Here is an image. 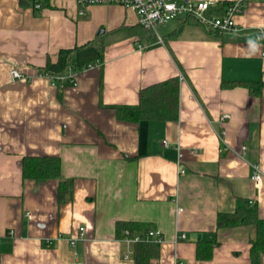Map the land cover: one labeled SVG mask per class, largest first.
I'll return each mask as SVG.
<instances>
[{
  "label": "crops",
  "instance_id": "0c3cea01",
  "mask_svg": "<svg viewBox=\"0 0 264 264\" xmlns=\"http://www.w3.org/2000/svg\"><path fill=\"white\" fill-rule=\"evenodd\" d=\"M44 1L0 0V264H134L121 221L162 233L150 264H251L256 227H218L217 216L249 203L264 219V0H212L213 17L243 6L225 33L187 16L146 30L131 7L80 15L77 0ZM76 46L62 80L41 73ZM171 78L176 120L118 119L113 106ZM36 155L61 159L64 201L59 179L23 178ZM201 241L217 242L209 260Z\"/></svg>",
  "mask_w": 264,
  "mask_h": 264
},
{
  "label": "trees",
  "instance_id": "16d2710c",
  "mask_svg": "<svg viewBox=\"0 0 264 264\" xmlns=\"http://www.w3.org/2000/svg\"><path fill=\"white\" fill-rule=\"evenodd\" d=\"M35 1V0H32ZM42 8L46 7L44 0H39ZM81 47L76 46L61 49L56 61L47 60L41 68L44 75L58 77L64 75L68 68L75 66V54ZM254 85V87H253ZM251 91L255 88L260 93V85L252 84ZM179 79L171 78L164 82L143 88L140 92V102L133 106H113L119 120L129 123H138L143 120H176L178 117ZM24 179H33L44 182L49 179H59V199L64 201L71 193V181L61 179V159L56 156H25L22 162ZM236 224L254 225L256 238L251 240V264H260V255L264 252V219L259 217L257 208L244 203L234 212L219 213L217 226L227 227ZM128 229L131 236L136 233H144L143 224L133 221H121L117 223V237L122 238L123 232ZM215 241H201L197 244V258L209 260L213 256ZM160 244L148 240L134 244V264H150L152 258L159 255Z\"/></svg>",
  "mask_w": 264,
  "mask_h": 264
},
{
  "label": "built area",
  "instance_id": "2783aa9c",
  "mask_svg": "<svg viewBox=\"0 0 264 264\" xmlns=\"http://www.w3.org/2000/svg\"><path fill=\"white\" fill-rule=\"evenodd\" d=\"M32 1V0H31ZM33 8L41 10L42 6L39 0L32 1ZM77 3L81 6L79 14H84V7L95 4H118L126 7H131L136 12L138 18V24L146 30H155L158 25L165 24L174 19H180L183 17H192L198 22L202 23L208 28L220 31L231 32L236 29L235 15L242 11V4L240 2L229 5L226 12L220 17H213L208 15V11L214 5L212 0L192 1L185 0L182 2H176L175 0H77ZM160 39V38H159ZM159 41H162L161 39ZM264 54V52H263ZM11 75L15 79H24L21 71L14 67L11 69ZM53 80H62L63 76L52 77ZM226 117V116H224ZM255 173L252 179L258 182L261 179V173L257 166H253ZM184 173V170L181 171ZM81 232L84 228L80 229ZM82 234V233H81ZM124 236L120 239L124 240L128 244H136L138 242L152 240L157 243L163 241L162 233L159 230H148L144 233H136L131 236L128 229L123 232ZM181 239L185 238V234L180 235ZM72 245L76 244V238H70ZM133 251L129 250L126 258H130ZM76 256H78L76 254Z\"/></svg>",
  "mask_w": 264,
  "mask_h": 264
},
{
  "label": "rangeland",
  "instance_id": "374dc122",
  "mask_svg": "<svg viewBox=\"0 0 264 264\" xmlns=\"http://www.w3.org/2000/svg\"><path fill=\"white\" fill-rule=\"evenodd\" d=\"M174 20H177V19H174ZM159 26V25H158Z\"/></svg>",
  "mask_w": 264,
  "mask_h": 264
}]
</instances>
